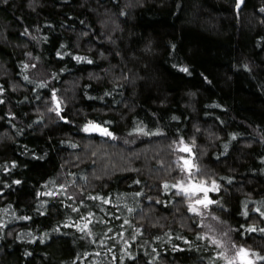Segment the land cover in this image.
<instances>
[{
    "label": "trees",
    "instance_id": "obj_1",
    "mask_svg": "<svg viewBox=\"0 0 264 264\" xmlns=\"http://www.w3.org/2000/svg\"><path fill=\"white\" fill-rule=\"evenodd\" d=\"M236 3L0 4V264H219L213 246L197 239L198 221L189 224L172 195L177 190L164 191L181 173L173 159L181 136L195 138L192 152L221 186L213 200L226 211L212 205L208 213L264 255L262 234L235 231L264 227L254 211L264 206V0H245L239 11ZM180 64L195 71L182 73ZM53 88L71 126L56 113L51 123L45 118ZM86 119L112 121L118 138L77 132ZM138 121L164 126L167 135L137 138ZM122 139L134 144L127 153L148 163L106 166L98 180L94 143L116 150Z\"/></svg>",
    "mask_w": 264,
    "mask_h": 264
},
{
    "label": "snow or ice",
    "instance_id": "obj_2",
    "mask_svg": "<svg viewBox=\"0 0 264 264\" xmlns=\"http://www.w3.org/2000/svg\"><path fill=\"white\" fill-rule=\"evenodd\" d=\"M8 0H0V4H7ZM245 3V0H237L236 8L239 11L241 5ZM261 11H264V8L261 9ZM123 15H127V13H122ZM171 48L175 49L176 45L171 44ZM57 55H62L61 53H57ZM75 59L78 61H84L87 60L88 63H91L92 61L89 60L87 57H82L79 55L75 56ZM179 71L182 73H186L189 76L192 75L193 71L195 69H191L187 64H180L177 65ZM244 67H247L245 65ZM205 80H207V77H203ZM25 79H28L27 76H25ZM211 83V81H208ZM41 87H47L46 84H41ZM0 91H3V88L0 87ZM112 92H105L104 95L111 96ZM50 95L55 100V106L51 109L54 111L58 119L60 121H63L66 125L71 126L74 123L73 119H70L68 116V113L64 111V105L63 101H61L56 96V90L53 88L50 92ZM89 99H93L89 97ZM99 99H103V96L99 97ZM153 117L155 118V113H153ZM172 119L178 120L180 117L173 116ZM112 121H104V120H98V119H86L85 122L77 127V132H84L88 134H100L104 137H109L111 139H117L115 131L111 129ZM223 123V121H221ZM107 125V126H105ZM133 133L139 134L137 138L140 136L143 137H165L167 134L165 132L164 126L157 125L154 128H149L147 124H144L143 121H138L137 124L133 127ZM178 142L183 143V151L185 153H188L187 156H181L179 160L177 161V165L181 172H184L186 175V179H182L179 182H173L169 183L167 181L164 182V191L168 192L171 189H176L177 191L173 192V196H180L181 201L185 203V210L187 212L193 213V219H197L204 215L205 212H211V206L216 205L218 211H226V205L224 204L222 199H216L213 200L208 193H219L221 192V186L217 180H207V179H201L200 178V170L198 164L194 161L195 154L192 152V148L189 146L190 144L195 143V138L193 137L189 142L184 143L183 137L178 138ZM61 143H69L68 141H61ZM73 147H76L77 145L73 144ZM227 147V145H225ZM35 155V153H33ZM46 155V154H45ZM37 159H40V157H37ZM182 161V163H181ZM15 163V162H13ZM22 181L16 180L15 184H20ZM229 183H231V180H228ZM134 183H141V181L136 180ZM193 193H197V195L193 196ZM142 193H138L140 195ZM47 195L55 196L58 195L56 193L49 192ZM95 199V197H93ZM101 200H106V197H100ZM148 199H152V197H148ZM107 202H111L110 200H107ZM160 203H167L166 201H159ZM73 211H78L77 209H73ZM255 213L259 215V217L264 218V206L257 207L254 209ZM241 215L247 217L249 216V210L247 205L244 206V210L241 213ZM24 219H30V217H23ZM217 219H220V217H216ZM70 226H76L78 225H70ZM56 229H54L55 231ZM235 231L243 232V234L247 235L249 233H260L262 234V239H264V227H260L256 224L248 225V227L245 229L243 225H241L239 228L235 229ZM225 236H227V233H224ZM159 239V237H157ZM181 239L187 241V237H181ZM197 239H203L210 243L213 248L216 250V254L218 257L222 258L224 260V264H257V261L264 262V255H261L259 252H254L253 250L244 247L243 245L238 246V248L235 251V254L232 256H229L225 249L227 248V245L225 244V241L223 239H219L216 237H209L208 235H201L200 233H197ZM190 247H195L193 245L192 241H187ZM176 248H179V245L175 246ZM199 250V249H197ZM209 264H218L217 261H210Z\"/></svg>",
    "mask_w": 264,
    "mask_h": 264
},
{
    "label": "rangeland",
    "instance_id": "obj_3",
    "mask_svg": "<svg viewBox=\"0 0 264 264\" xmlns=\"http://www.w3.org/2000/svg\"><path fill=\"white\" fill-rule=\"evenodd\" d=\"M55 106V100H51L48 104V107L47 109H45V118L50 121V123L54 120H52V116L55 115V112L52 111L51 109ZM57 115V114H56ZM58 118V117H55V119ZM85 134H88V133H85ZM98 136L102 137V138H107V137H104L100 134L97 133ZM87 143H86V146H89L91 145L90 147L91 148H85L84 149V153H87L88 155H92L91 152L92 150L95 148L94 147V144L97 145V153L93 154L96 158H97V161H96V166L98 167V169L100 170V172L97 173V175H95L97 177V179L99 180L98 177L102 176L104 177L105 176V173H106V169L108 168V170L112 167V168H115L114 165H121L123 164L125 161H135V162H143V158H145L146 160V155H142V154H138V155H131L127 152V150H129V146L133 147L132 145V142L131 143H128L130 141H128L127 139H122L121 142H119L118 145L114 146L116 147V150L112 147V146H109V144H104L102 142H98V144L94 143L92 145V142H90L89 140H86ZM141 142V141H139ZM117 144V143H116ZM148 145V144H147ZM184 147V146H183ZM178 149V148H174V151L175 153L177 154L180 153L181 155H176L173 159H174V163L177 167V169H179L178 165H177V161L179 160V158L181 156H187L189 155L188 153H185L182 149ZM109 148H110V151H114L112 152L111 154L110 153H107L103 150H106L108 149L107 151H109ZM113 148V149H112ZM119 148H121V152H118L120 150H118ZM157 152V151H156ZM147 152H144V154H146ZM152 153L155 154V152L153 151ZM158 153V152H157ZM88 155H85L84 157H87ZM149 156V155H148ZM84 157L80 158V159H85ZM150 157V156H149ZM176 157H178L177 159H175ZM167 158H168V155H167ZM79 160V159H77ZM153 159L149 158V161H152ZM198 160L200 161L201 159L197 156H194V161L198 164L199 166V170H200V178L203 180V179H207V180H215L211 175H209V171L205 169V167L202 166L201 163L198 162ZM80 161V160H79ZM124 161V162H123ZM123 162V163H121ZM146 163H148V161L146 160ZM182 163V161H181ZM107 166V168H106ZM96 174V173H95ZM93 175V177H95ZM179 177V178H178ZM177 178V181L176 182H179L180 180L182 179H186V175L184 172H181L179 173V176ZM95 179V178H94ZM215 194H219V193H213V192H209L208 195L214 199V197L216 196ZM193 196L197 195V193H193L192 194ZM179 200L181 201V197L178 196ZM181 204L183 205V207L185 208V203L181 201ZM185 216L187 217V219L189 220V224L192 223V220H196L198 221V224L201 228V232L202 234L201 235H208L210 238L211 237H216V238H219V239H223L225 241V244L227 245V248L225 249V251L227 252V254L229 256H232L235 254V251L236 249L238 248V246L240 245H243L244 247H247L251 250H253L254 252L255 249L253 247H249L247 245H244V244H239L237 243L232 235H230L229 231L227 229H225L223 226H225V224H222L219 222V220L216 218L217 216H214L212 213H208V212H205L203 216L199 217L198 220L197 219H193V213L191 212H187L185 210ZM188 222V221H187ZM224 233H227V236L224 235ZM208 245H211L210 243H208ZM212 246V245H211ZM216 251V250H215ZM218 258V260H220L221 262L219 264H224V260L218 256H216ZM257 264H263V262H260V261H257Z\"/></svg>",
    "mask_w": 264,
    "mask_h": 264
}]
</instances>
